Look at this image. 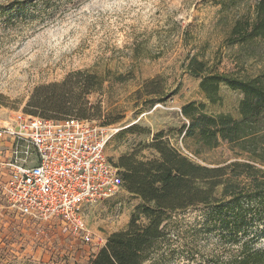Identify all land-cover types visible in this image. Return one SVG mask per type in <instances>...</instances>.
<instances>
[{"label":"rangeland","instance_id":"obj_1","mask_svg":"<svg viewBox=\"0 0 264 264\" xmlns=\"http://www.w3.org/2000/svg\"><path fill=\"white\" fill-rule=\"evenodd\" d=\"M257 1L220 12L214 0H54L47 11L34 9L37 0H0V10L14 2L25 7L18 19L10 9L0 15V121L17 113L65 118L43 115L29 102L40 87L82 72L95 76L93 84L98 82L86 96L91 107L84 118L119 130L106 146L112 162L129 154L142 161L158 158L153 144L160 133L162 141L202 167L250 162L249 155H239L226 142L207 148L196 137H183L181 128L188 121L181 108L193 102L203 104L210 115L239 117L238 91L221 85L219 101L211 103L199 89L200 79L186 73L185 65L195 56L242 79L264 73L262 40L233 46L225 42L233 22L247 12L251 16ZM150 98H155L152 105ZM251 164L264 170V164ZM140 202L122 187L111 198L86 205L87 241L56 222L45 228L23 223L0 207V264H89L111 234L125 229ZM207 209L173 214L163 224L165 240L145 264L237 260L242 242L255 236V228L233 234L221 223L232 222L233 213L222 221L206 216ZM257 248L264 249V237Z\"/></svg>","mask_w":264,"mask_h":264},{"label":"trees","instance_id":"obj_2","mask_svg":"<svg viewBox=\"0 0 264 264\" xmlns=\"http://www.w3.org/2000/svg\"><path fill=\"white\" fill-rule=\"evenodd\" d=\"M37 1L34 9L47 11L54 0ZM245 1L214 0V4L224 12ZM9 9L17 19L24 16L25 7L21 2L0 10V15L7 14ZM254 39L264 42V0L255 3L251 16L247 12L233 22L225 42L233 46ZM187 59L186 73L200 79L199 89L211 103L219 101L221 85L238 91L242 99L237 119L228 114L210 115L203 104L191 102L182 106L181 115L188 121L181 128L183 137H196L207 148L226 142L232 151L247 154L251 160L202 167L162 141L161 133L156 135L153 144L158 158L142 161L134 154L122 156L115 163L120 169L122 187L141 202L133 209L125 229L111 234L89 264L147 263L157 244L167 236L163 224L171 221L173 214L198 207L208 208L206 216L220 217L222 221L228 213H233L232 222H221L233 234L241 231L245 234L255 228V236L242 242L239 257L228 264H264V249L257 248L264 237V170L251 164H264V73L242 79L222 74L195 56ZM94 81L95 76L88 73L70 74L61 83L40 87L29 106L43 115L86 120L84 117L91 107L86 96L97 87L98 82L93 84ZM149 102L152 105L155 98ZM239 179L248 183H241ZM141 218L147 220L146 224L141 223Z\"/></svg>","mask_w":264,"mask_h":264},{"label":"built area","instance_id":"obj_3","mask_svg":"<svg viewBox=\"0 0 264 264\" xmlns=\"http://www.w3.org/2000/svg\"><path fill=\"white\" fill-rule=\"evenodd\" d=\"M118 131L20 113L0 121V207L23 223L56 222L87 241L84 207L122 188L120 169L106 154Z\"/></svg>","mask_w":264,"mask_h":264},{"label":"crops","instance_id":"obj_4","mask_svg":"<svg viewBox=\"0 0 264 264\" xmlns=\"http://www.w3.org/2000/svg\"><path fill=\"white\" fill-rule=\"evenodd\" d=\"M1 148V147H0ZM4 179V178H3Z\"/></svg>","mask_w":264,"mask_h":264}]
</instances>
